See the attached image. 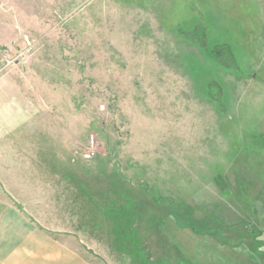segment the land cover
<instances>
[{
  "label": "rangeland",
  "instance_id": "rangeland-1",
  "mask_svg": "<svg viewBox=\"0 0 264 264\" xmlns=\"http://www.w3.org/2000/svg\"><path fill=\"white\" fill-rule=\"evenodd\" d=\"M0 61L7 205L86 191L96 264H222L264 196V0H0Z\"/></svg>",
  "mask_w": 264,
  "mask_h": 264
},
{
  "label": "crops",
  "instance_id": "crops-1",
  "mask_svg": "<svg viewBox=\"0 0 264 264\" xmlns=\"http://www.w3.org/2000/svg\"><path fill=\"white\" fill-rule=\"evenodd\" d=\"M251 81H254L257 90L264 91V79L261 81L246 79L240 83L244 84V88L248 91ZM20 147L25 149L23 144ZM32 156L30 151L25 154V157L30 158L31 161ZM21 159L16 155L12 162L21 164ZM5 164L6 159L0 156V182H4L7 178ZM14 173L10 172V174ZM18 185L20 184L18 183L15 189H20ZM4 187L7 188L5 185ZM64 190L71 191L70 184L64 183ZM16 191H18L17 196L21 195L19 190ZM84 195L76 196L75 193L73 198H67V193H64V201H61L55 193H52L50 194L52 204H40L32 209L27 207L28 211L20 210L11 204L7 205L6 200L0 198V264H96L95 259L93 261L91 257H85L80 250H90L99 257L102 256L97 247L88 245L86 229L87 212H99L102 215L101 207L103 209L104 206L100 204L99 209L95 202L88 206L86 191ZM257 203L254 209H250V212L255 214L254 218L249 221L244 220L240 231L236 232L238 227H234L240 224V216L228 215L222 223L223 227H219L223 230L230 229L235 238L224 239L223 232L222 245L228 257L224 256L222 264H264L263 195H260ZM88 207L92 210H87ZM93 225L95 227V224ZM176 231L183 233L184 240L191 242L192 249H195L194 245L200 242L198 239L200 235L194 229H190V233L182 229L179 231L177 228ZM244 240L246 244H243Z\"/></svg>",
  "mask_w": 264,
  "mask_h": 264
},
{
  "label": "built area",
  "instance_id": "built-area-1",
  "mask_svg": "<svg viewBox=\"0 0 264 264\" xmlns=\"http://www.w3.org/2000/svg\"><path fill=\"white\" fill-rule=\"evenodd\" d=\"M87 157H90L92 154L91 153H87L85 154Z\"/></svg>",
  "mask_w": 264,
  "mask_h": 264
}]
</instances>
